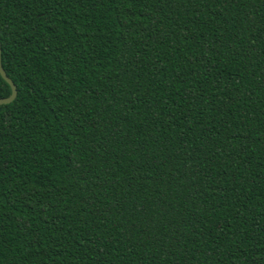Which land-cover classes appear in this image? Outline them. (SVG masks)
Here are the masks:
<instances>
[{
  "label": "trees",
  "instance_id": "16d2710c",
  "mask_svg": "<svg viewBox=\"0 0 264 264\" xmlns=\"http://www.w3.org/2000/svg\"><path fill=\"white\" fill-rule=\"evenodd\" d=\"M0 39V264H264V0H0Z\"/></svg>",
  "mask_w": 264,
  "mask_h": 264
},
{
  "label": "water",
  "instance_id": "95a60500",
  "mask_svg": "<svg viewBox=\"0 0 264 264\" xmlns=\"http://www.w3.org/2000/svg\"><path fill=\"white\" fill-rule=\"evenodd\" d=\"M0 73L2 77L10 84L12 92L7 97H0V105L13 102L18 96V87L15 81L7 74L2 61V42L0 39Z\"/></svg>",
  "mask_w": 264,
  "mask_h": 264
}]
</instances>
